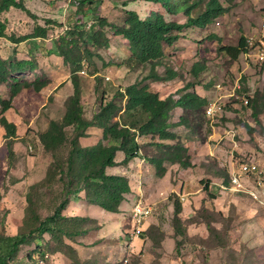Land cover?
<instances>
[{"label": "rangeland", "instance_id": "obj_1", "mask_svg": "<svg viewBox=\"0 0 264 264\" xmlns=\"http://www.w3.org/2000/svg\"><path fill=\"white\" fill-rule=\"evenodd\" d=\"M90 1L91 6L83 7L85 17L75 14L74 4L73 7L68 2L47 5L46 0H39L43 3L41 7L44 6L39 9L31 1H25L30 2L25 5L30 15L12 8L0 14V19L7 21L6 34L14 37L30 34L36 25L44 26L45 19L61 25L50 24L47 38L34 42L29 39L13 45L10 40L0 38L1 58L13 55L17 60L34 61L36 73L27 72L23 79L32 80L34 74H38L49 81L41 92L22 90L12 99L11 109L3 114L15 125L14 137L6 140L0 126V218L5 213L3 232L6 235L17 234L18 226L13 219L24 216V196L28 187L44 177L51 161L50 154L42 150L38 137L51 121L62 120L65 103L74 94L69 67L63 64L61 57L48 53L53 40L75 20L80 21L81 29L88 32L100 29L96 18L106 19L110 24H122L124 9L138 11L141 16H150L151 9L159 11L142 1ZM232 7L212 26L205 30L186 29L179 34L174 46L166 47L164 65L179 75L177 80L149 81L160 98L175 96L177 99V92L188 82L186 74L194 65L202 66L205 88H197V92L219 106L221 111L214 118L205 114V132L209 135L205 143L191 140L192 167L183 170L178 165L167 164L166 175L158 177L149 163L135 159L126 167L119 165L110 169L109 173L128 176L131 192L125 196L120 213L99 210L83 196L73 198L76 202L70 203L65 213L87 217L85 225L89 230L73 242L66 240L78 253L77 259L73 257L75 263L67 254H52L49 247L52 242L47 234L23 247L21 259L25 260L26 255L31 254L37 262L30 264H264L262 187L257 185L255 176H244L241 178L242 190L230 189L233 187L231 172L240 163H254L264 169V113L259 116L260 125H256L246 104L247 98L255 92L264 93V66L245 56L233 64L218 53L220 47H236L242 37L248 40L264 38V0H234ZM175 21L183 24L186 19L180 15ZM104 30L109 47L93 49L91 45L94 56L83 63L79 72L81 102L89 120L100 112L102 92H107L106 100H109L116 92L150 72L149 67L128 68L125 64L132 56L129 42L115 35L110 26H105ZM157 70L158 74L165 75V68ZM8 96L7 85L0 84V98L8 99ZM173 120L178 121L177 114ZM177 132L186 134L183 128ZM88 134L89 137L83 140L84 146L102 141L101 130L91 129ZM122 159L123 154L119 153L116 161L120 163ZM206 180L211 181L210 191L216 193V200H211L203 191ZM250 191L257 192L256 199L249 195ZM177 202L181 206L179 216L184 221L188 238L177 236L173 228ZM137 204L151 208L140 235L132 217ZM43 205L41 213L45 216L49 214V196L44 197ZM209 213L216 214L211 218ZM206 222L227 232L226 248L209 238ZM152 225L157 228L148 232Z\"/></svg>", "mask_w": 264, "mask_h": 264}, {"label": "trees", "instance_id": "obj_2", "mask_svg": "<svg viewBox=\"0 0 264 264\" xmlns=\"http://www.w3.org/2000/svg\"><path fill=\"white\" fill-rule=\"evenodd\" d=\"M133 1H142L149 8H159V11L151 9L150 16H141L138 11L124 9L122 24H110L106 19L96 18L100 29L88 32L83 31L81 22L75 20L53 40L48 53L61 57L63 64L69 67V80L74 86V94L65 103L62 120L51 121L46 131L38 137L42 150L50 154L51 161L44 177L28 187L24 196V216L13 219L18 226L17 234L6 235L3 232L5 213L0 218V264L37 262L31 254L26 255V261L19 256L23 247L28 246L32 240L42 239L45 234L52 242L49 243L52 254L62 253L77 259L76 249L66 240L73 242L89 230L85 225L87 217H73L65 213L73 198L84 192L86 202L110 213H120L125 196L131 192V185L127 175L109 173L110 169L119 165L126 167L138 158L152 165L158 177H164L168 171L167 164L178 165L183 170L192 167L189 149L192 139L200 143L207 141L209 135L205 132V114L211 103L197 92V88H205L202 66L194 65L186 74L188 82L177 92V99L175 96L160 98L150 87L149 81L177 80L179 75L164 65L166 47L174 46L179 40V34L186 29L205 30L212 26L230 12L234 0ZM24 2L0 0V14L13 8L30 15ZM48 2H68L72 7L74 4L75 14L82 17H85L83 7L92 4L90 0ZM180 15L186 19L183 24L175 21ZM6 23L5 19H0V38H6L12 43L29 38H47L50 24L61 26L45 19L44 26L36 25L30 34L14 37L6 34ZM105 26H110L115 35L129 42L132 56L125 65L131 69L149 67L150 72L141 80L116 92L109 100H106L107 92H102L100 112L89 120L81 102L82 80L79 72L83 63L94 56L92 48L109 47ZM247 40L242 37L236 47H220L218 53L234 64L248 53ZM159 67L165 68V75L158 74ZM35 69L33 60H17L13 55L4 59L0 57V84H6L9 92L8 99L0 98V126L5 131V140L14 137L15 133V125L3 116L12 107V99L22 90L39 92L49 83L38 74H34L32 80L21 76L26 72L34 73ZM247 101L253 122L260 125L259 116L264 113V93L255 92ZM175 114L178 115L177 122L173 120ZM181 128L186 130V134L177 132ZM91 129L102 131V141L84 146L83 140L89 137L88 131ZM142 139L147 141L141 142ZM118 153L124 156L120 163L116 161ZM210 183L209 180L203 183V191L211 200H216V193L210 191ZM46 196L50 197L49 214L43 216L41 211ZM180 212L181 206L177 202L173 228L177 236L188 238ZM215 214L209 213V216L213 218ZM217 214L221 216V213ZM206 227L210 233L209 238L226 248L227 232L216 228L211 222H206ZM152 228L157 227L152 225L148 232ZM176 249L178 251V247Z\"/></svg>", "mask_w": 264, "mask_h": 264}, {"label": "built area", "instance_id": "obj_3", "mask_svg": "<svg viewBox=\"0 0 264 264\" xmlns=\"http://www.w3.org/2000/svg\"><path fill=\"white\" fill-rule=\"evenodd\" d=\"M262 30L264 31V25H262ZM247 45H248V53L245 55V57L247 59H253L260 65L264 64V38L258 40H253V39L247 40ZM246 104H248V102H246ZM220 111H221L220 107L216 106L214 103L207 108L206 115L209 118H214L215 115ZM244 176L249 178L250 177L253 178L255 176L256 183L257 185L262 187V191L264 194V169H261L254 163L242 162L239 164V167L237 169L233 168L231 172V182L233 187L232 188L230 187V189L236 191L242 190V188L244 187L242 185L241 178ZM256 194H257L256 191L249 192V195L254 199L257 198ZM150 214H151L150 207H144L141 206V204H137L133 208L132 217L138 235L141 234L142 226L144 225L145 221L150 216Z\"/></svg>", "mask_w": 264, "mask_h": 264}, {"label": "crops", "instance_id": "obj_4", "mask_svg": "<svg viewBox=\"0 0 264 264\" xmlns=\"http://www.w3.org/2000/svg\"><path fill=\"white\" fill-rule=\"evenodd\" d=\"M25 1H31L34 5V7L35 8H37V9H39V8H43V7H41L42 5H43V3L42 2H40L39 3V0H38V2L36 1V0H25ZM47 2V5L49 4V0H46ZM28 3H30V2H26V3H24V5H27ZM29 5V4H28ZM54 5V4H53ZM26 7V6H25ZM27 8V7H26ZM28 9V8H27ZM12 10H14L13 8H12ZM49 32V31H48ZM48 32H47V35H48ZM30 40H32L33 42L35 41V40H38V39H45V38H29ZM29 39H27V40H29ZM27 40H24V41H27ZM24 41H21V42H24ZM18 43H20V42H18ZM33 44H35V43H33ZM13 45H17V43H14ZM27 73V72H26ZM28 73H30V72H28ZM34 73H36L35 72V70H34ZM25 74V73H24ZM24 74H21V76H24ZM30 74H33V73H30ZM39 92H41V91H39ZM204 93V92H203ZM198 94L199 95H201V96H203L204 97V95H202V94H200L199 92H198ZM11 109V108H10ZM147 140V139H146ZM119 154V153H118ZM122 154V153H121ZM118 156V155H117ZM124 157V156H123ZM117 159V158H116ZM138 159V158H137ZM141 160V159H140ZM143 161V160H142ZM118 162V161H117ZM145 162V161H144ZM152 166V165H151ZM153 167V166H152ZM116 168V167H115ZM218 185H220V184H218ZM84 197L85 198V193L84 192H82V193H80L78 196H76L75 198H77V197H79V198H81V197ZM77 200H80V199H77ZM76 201H74V200H72V204L73 203H75ZM99 210H103L102 208H99V207H97ZM105 211V210H104ZM69 215V214H68ZM70 216H72V215H70ZM74 217V216H73ZM80 217H82V216H80Z\"/></svg>", "mask_w": 264, "mask_h": 264}]
</instances>
